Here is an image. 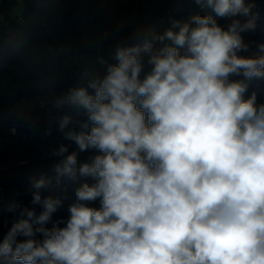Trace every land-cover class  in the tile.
<instances>
[{
	"label": "clouds",
	"instance_id": "obj_1",
	"mask_svg": "<svg viewBox=\"0 0 264 264\" xmlns=\"http://www.w3.org/2000/svg\"><path fill=\"white\" fill-rule=\"evenodd\" d=\"M195 2L214 15L116 44L102 75L55 99L82 110L78 128L56 119L78 151L53 150L31 206L0 201L19 216L0 264H264V103L246 98L264 55L241 54L260 13L256 0Z\"/></svg>",
	"mask_w": 264,
	"mask_h": 264
},
{
	"label": "trees",
	"instance_id": "obj_2",
	"mask_svg": "<svg viewBox=\"0 0 264 264\" xmlns=\"http://www.w3.org/2000/svg\"><path fill=\"white\" fill-rule=\"evenodd\" d=\"M30 4L31 0H22ZM67 1V0H66ZM72 2V0H68ZM260 7L264 6V0H256ZM20 0H1L0 2V23L4 24V30L0 32V77H5L6 82L0 84L1 88H8L7 94L0 92V201L4 205L9 202H19L25 206H31L32 190L30 186L31 177L41 175H51L52 168L60 159L52 155H42L41 147L46 146L51 140L55 142L53 148L58 149L61 144L69 146V153L78 151L76 145L67 140L63 133L59 131L58 124L48 123L45 120L40 108L35 104L33 108L26 109L20 106V102L27 96H33L35 91L31 88H20L8 86V80H16V74L10 66L16 63V52L18 38L14 30L18 27L10 16V11L19 5ZM38 6L33 8L36 18L44 17L51 22V32L55 37L56 43L64 50L83 49L82 35L80 31L70 22V19L62 7L60 0H37ZM137 5L133 0H109L107 5L102 8L99 17V25L103 30L108 29L111 36L118 35L114 45L106 51H102L103 56L110 54L118 43H133L135 39L149 29H155L153 18L159 17L161 7L168 8L179 20L187 22L190 17L196 14L208 15L214 13L209 8H201L195 0H137ZM123 21L122 27L119 22ZM27 29L32 28V22ZM220 24L227 20L218 18ZM7 26L11 31H7ZM258 45L264 44V21L259 25ZM157 32L160 30L155 29ZM256 44V45H257ZM66 53L60 54V67L67 60ZM264 55V53H261ZM99 73L98 75H102ZM91 78L87 68L81 62H74L66 69L57 72L52 87L58 97L64 96L69 89L74 87H86ZM242 77L236 78L240 79ZM247 98V97H246ZM260 100H264V84L261 93L258 95ZM55 111L59 116L65 114L72 117L69 127H79V122L85 119L82 110L72 106L64 105ZM31 117L32 122H26V118ZM15 128V134L11 129ZM94 153L82 152L78 154L79 162H86ZM80 181L69 183L67 195L74 199L75 189L79 187ZM46 194V192H45ZM70 200L65 201V208L54 214L53 219L66 217V205ZM99 204L95 202L94 206ZM37 213L40 208L37 207ZM19 218L17 212L7 210L0 213V237L7 234L12 224ZM50 226V225H49ZM18 239H23L18 237Z\"/></svg>",
	"mask_w": 264,
	"mask_h": 264
},
{
	"label": "rangeland",
	"instance_id": "obj_3",
	"mask_svg": "<svg viewBox=\"0 0 264 264\" xmlns=\"http://www.w3.org/2000/svg\"><path fill=\"white\" fill-rule=\"evenodd\" d=\"M73 5L76 8V21L79 24V26H83L82 29V41H83V49L81 51L77 50H64L67 53L64 56H67V60L63 62L62 67H60V54L58 52H55L53 54L48 53L46 51V44L49 43L53 46H59L56 43L55 37L53 36L51 32V22L50 20L39 17L36 19L32 5L34 8L38 6L37 0H31L30 4L25 3L24 1L20 0L19 5L17 9L13 13L12 20L15 21V19L18 16H21L25 18L27 21L32 22V28L30 31L27 29L17 27L14 32L17 35L18 42H17V52H16V63L11 65V69L15 71V74L18 75V78L16 80H8V86L10 87H30L33 88H39L40 84L45 82L46 84H53V80L60 69H66L67 67H70L73 65L74 62H77L79 60H84L86 62L87 70L90 74V76H94L98 73H103L104 68L101 64L96 63L94 61V51L98 47L106 51L109 47V42L111 41L112 37L106 28L105 30L102 29V27L96 22L97 16L100 15V10H96L95 13L92 15L89 11V7L92 5H97L100 3H104L107 5L108 0H72ZM91 1V3H90ZM95 1V3H94ZM98 1V2H97ZM134 4L137 5V0H133ZM60 3L62 7L65 9L69 19H70V13H71V5L70 2L67 0H60ZM91 4V6H90ZM256 9L254 11H259L260 18L258 21V25L264 21V6L260 7L259 3L256 1ZM101 8V7H100ZM171 12V11H170ZM172 13V12H171ZM160 15H164V12ZM156 21V20H155ZM42 22H45L46 26H42ZM228 22V21H227ZM226 22V23H227ZM226 23H223L222 25H225ZM121 24V23H120ZM167 23L162 26L163 30H165L167 27H169ZM4 24L0 23V32L4 30ZM122 27V25H120ZM7 31H11V28L9 26L6 27ZM259 29V27H258ZM107 32L108 39H104L103 32ZM84 34V35H83ZM259 30L257 31V34L253 36L250 41H245L250 44L249 51L246 53H241L245 56H259L263 55L258 49V39H259ZM102 39L104 42H102ZM257 44V45H256ZM104 57V56H103ZM105 59L109 60L111 62V54H105ZM17 77V76H15ZM35 77V78H34ZM239 78V77H234ZM18 79V80H17ZM20 81V84H17ZM5 77H0V84L5 83ZM249 83V94L251 95L253 93V90H257L258 86L262 87V84H264V79H253L248 82ZM0 92L2 94L8 93V88H1ZM249 96L246 94V97ZM57 98L56 94H53L52 102L55 101ZM258 98V97H257ZM21 107H24L26 109L33 108L35 102L33 96L27 95L20 103ZM54 105V103H53ZM59 117V114L55 111L50 116H46L45 120L48 123L55 122L56 119ZM55 142L53 140L50 141V143L46 146L41 147V153L42 155H48L51 152H53ZM90 159V158H89ZM88 159V160H89ZM87 160V161H88ZM99 202V201H98ZM96 207H99V204H96ZM9 229H7V232ZM3 238L0 237V240Z\"/></svg>",
	"mask_w": 264,
	"mask_h": 264
},
{
	"label": "built area",
	"instance_id": "obj_4",
	"mask_svg": "<svg viewBox=\"0 0 264 264\" xmlns=\"http://www.w3.org/2000/svg\"><path fill=\"white\" fill-rule=\"evenodd\" d=\"M15 22L19 27L24 28V29H28L30 26V22L21 16H18ZM257 31H258V26L255 32L245 33L244 34L245 41H250V39L257 34ZM103 37L104 39L107 37V32L105 31L103 32ZM46 51L51 54L55 52H58L59 54L67 53L66 51H64V49L61 46H53L49 43L46 44ZM100 57H103V53H102V49L98 48L97 55H96V59L98 62H99ZM3 85L4 84H2V86ZM257 88L258 89L255 91L253 90V92H255L258 97V95H260L261 93V86H258ZM249 92L250 91L248 88V92L246 94L250 96ZM53 94H55L53 87L50 85L43 84L35 91L33 95L35 105L40 108L44 116H50L54 112V105L52 102ZM261 103H264V100H260L259 98H257V104L259 105ZM26 122L31 123L32 118L27 117Z\"/></svg>",
	"mask_w": 264,
	"mask_h": 264
},
{
	"label": "crops",
	"instance_id": "obj_5",
	"mask_svg": "<svg viewBox=\"0 0 264 264\" xmlns=\"http://www.w3.org/2000/svg\"><path fill=\"white\" fill-rule=\"evenodd\" d=\"M103 1H105V0H103ZM109 1V0H108ZM0 2H1V0H0ZM98 2V1H97ZM90 3H91V1H90ZM94 3H95V1H94ZM70 5H71V14H72V16H71V19H70V22L80 31V33H81V35H82V31H83V29H82V27L83 26H79V24L77 23V21H76V14H77V12H76V8H75V6L73 5V1L72 2H70ZM90 6H91V4H90ZM106 5L102 2V3H100V4H95V5H92L91 7H89L90 9H89V11H90V13L93 15L94 13H95V11L97 10H100V14H101V10H102V8H104ZM18 7V6H17ZM17 7H15L14 9H12L11 11H10V16L11 17H13V13H14V11L17 9ZM101 7V8H100ZM164 12V15L162 16V15H160L159 17H155V18H153V24H154V28L155 29H158V30H160V32H163L164 30H163V28H162V26L164 25V24H168L169 25V20H170V18H176V19H178L173 13H171L170 12V10L168 9V8H166L165 6H162L161 7V14ZM99 14V15H100ZM100 17V16H99ZM99 17L97 16V18L95 19L96 20V22L98 23V21H99ZM36 19H38V18H36ZM16 20V19H15ZM156 20V21H155ZM123 21L124 20H122V21H120L119 22V27H120V25H123ZM121 23V24H120ZM99 24V23H98ZM42 26H46V24H45V22H42V24H41ZM84 35V34H83ZM108 37L109 36H107L105 39L107 40L108 39ZM112 37V39H111V41L109 42V47L108 48H110V47H112L113 45H114V43L117 41V39H118V35H114V36H111ZM102 42H104L103 41V39H102ZM98 48H100V47H98ZM97 48V49H98ZM97 49H95V51H94V61L96 62V63H99L98 61H97V59H96V55H97ZM102 51H104L103 49H102ZM114 51V50H113ZM112 51V52H113ZM112 52L110 53V54H112ZM104 58H105V56H104ZM77 62H81V63H83L84 65H85V67L87 68V66H86V62L84 61V60H79V61H77ZM100 64V63H99ZM11 67V66H10ZM11 69V68H10ZM12 70V69H11ZM13 71V70H12ZM15 72V71H14ZM99 73L97 72V74L96 75H98ZM17 77L16 78H18V75H16ZM92 77V76H91ZM35 78V77H34ZM55 79V78H54ZM18 80V79H17ZM18 83L17 84H20L21 82L20 81H17ZM53 82H54V80H53ZM43 84H45V85H49V84H46L45 82H43V83H41L40 84V86L41 85H43ZM50 86H52V84L50 85ZM4 88V87H3ZM24 88H26V87H24ZM27 88H30V87H27ZM38 88H33V90L34 91H36Z\"/></svg>",
	"mask_w": 264,
	"mask_h": 264
}]
</instances>
